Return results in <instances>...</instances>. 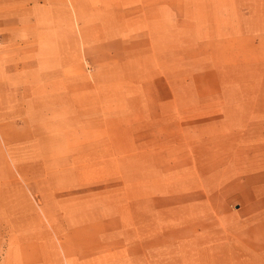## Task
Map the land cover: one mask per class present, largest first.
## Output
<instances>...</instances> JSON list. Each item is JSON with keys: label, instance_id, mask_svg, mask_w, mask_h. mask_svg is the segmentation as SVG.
Here are the masks:
<instances>
[{"label": "rangeland", "instance_id": "obj_1", "mask_svg": "<svg viewBox=\"0 0 264 264\" xmlns=\"http://www.w3.org/2000/svg\"><path fill=\"white\" fill-rule=\"evenodd\" d=\"M7 1L0 81L31 104L0 127V264H264L262 19Z\"/></svg>", "mask_w": 264, "mask_h": 264}, {"label": "crops", "instance_id": "obj_2", "mask_svg": "<svg viewBox=\"0 0 264 264\" xmlns=\"http://www.w3.org/2000/svg\"><path fill=\"white\" fill-rule=\"evenodd\" d=\"M8 4L10 1L3 0ZM17 1V0H16ZM90 1V0H87ZM102 8H117L129 10L123 13V17H139L141 10H148L147 16L155 19H166V24L174 25H215L220 24L223 19H230L233 16L232 10H247V24L255 23V20L262 19L264 25V0H100ZM256 2V3H255ZM261 3V4H260ZM261 8V12H256ZM34 9V8H33ZM34 10H32L33 13ZM8 16V15H7ZM10 17H3L0 24H5ZM19 19V18H18ZM161 22V21H159ZM226 23V21H224ZM154 23V22H153ZM19 25L15 28L4 27V34L8 37L9 51L6 55H20L19 49L12 50L15 46L24 42V40H34L35 35H39L41 28V16H27L21 18ZM213 31V30H207ZM217 31V30H214ZM249 32H255L248 28ZM183 33V30H182ZM16 53V55H15ZM17 73L15 70L13 71ZM11 72V73H13ZM24 72L21 82L15 80L16 75L12 76L14 80H7L5 83L0 81V127L2 122L12 125L17 121L18 115L24 112V107L30 106V82L24 80ZM9 71V74H11ZM20 93V95H19ZM22 95V96H21ZM28 96V97H27ZM20 97V98H19ZM28 113V110L25 109Z\"/></svg>", "mask_w": 264, "mask_h": 264}]
</instances>
